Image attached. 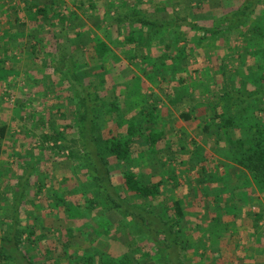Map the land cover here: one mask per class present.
<instances>
[{
	"label": "rangeland",
	"instance_id": "374dc122",
	"mask_svg": "<svg viewBox=\"0 0 264 264\" xmlns=\"http://www.w3.org/2000/svg\"><path fill=\"white\" fill-rule=\"evenodd\" d=\"M244 1L93 0L94 9L89 0H0V32L10 26L7 16L14 14V6L25 15L28 3L50 5L48 11L52 7V14L65 15L70 28L57 27L53 32L47 26L46 34H41L45 46L37 56L32 48L39 33L31 38L35 29L15 23L14 15L11 40L0 48V126L6 125L5 135L0 136V234L13 220H19L23 228L26 222L35 224L38 234L45 233V241L37 245L41 263L46 249L63 257V251L94 245L116 256L132 251L138 236L162 240L155 229L145 228L142 233L120 223L121 214L97 194L79 144L78 113L82 111L76 89L82 95L80 85L53 67L62 48L69 52L64 62L69 64L73 58L79 79L90 91L97 90L104 105L98 113L103 140L126 135L131 120L142 126V132L151 133V128L162 132L153 153L137 141L128 160L109 157L116 191L130 203L155 211L179 202L186 213L182 233L197 247L202 245L199 254H220L227 264H264L262 245L256 248L259 242L264 244V218L259 223L254 219L257 206L264 210V193L251 195L252 203H244L246 212L240 216L225 215L226 206L235 199L241 203L252 179L248 181L247 169L234 161L237 149L230 139H236L239 130H229L230 137L217 129L212 117L214 107L227 106L223 98L227 91L255 94L264 86V0L253 6V17L244 25L227 27L238 20ZM178 17L205 28H224L223 33L205 40L199 38L201 30L188 33L172 28L170 35L150 21L140 22L142 18L175 22ZM126 36L132 40H125ZM99 40L107 42L110 52L100 55L93 50ZM184 45L190 55L187 59L181 57ZM49 62L54 64L48 67ZM141 111L147 115L139 116ZM184 112L190 118L185 119ZM250 116L241 122L246 130L257 124L258 116ZM259 116L264 120V110ZM54 130L63 131L65 140ZM69 147L80 150L73 157ZM130 170L146 183L160 184L158 200L139 198L124 186V172ZM216 206L222 207L223 216L204 218ZM66 228L76 231L78 242L71 247L53 238ZM98 228L101 233H94ZM22 238H27L26 233ZM153 248L147 246L156 252ZM188 256L191 260L192 252ZM196 260L191 264H204L199 256Z\"/></svg>",
	"mask_w": 264,
	"mask_h": 264
},
{
	"label": "trees",
	"instance_id": "16d2710c",
	"mask_svg": "<svg viewBox=\"0 0 264 264\" xmlns=\"http://www.w3.org/2000/svg\"><path fill=\"white\" fill-rule=\"evenodd\" d=\"M89 1L91 3L93 2V0ZM245 1L246 3L244 4L243 10L239 15L238 20L233 23H228V28L244 25L253 15V6L261 0ZM49 6L50 5L47 4L39 5L36 3H28L26 7L28 12L25 13V15L22 13V10L18 8V6H14V14H8L7 16V21L9 22L8 25L10 26L7 30L0 32V48L9 43L11 40L10 38L12 37V31L15 30L13 28L14 25L12 24L13 17L15 15V23L18 25H25V23H28L30 29H35V32H31V38L36 37V32L39 33L37 34L38 40H36V44H33L32 49L35 55L40 56L42 53V46H45L44 42L46 41V38L42 37V35L46 34L47 26L54 32L56 31L57 27H63L67 25V19L65 15L52 14L53 8L51 7L52 12H49ZM89 6L96 9L95 3H92ZM53 17H55L54 21H51L53 20ZM25 18L28 20L25 21ZM118 18L119 21H122L121 17ZM221 20L224 23L226 22L224 19ZM141 21L144 23H148L145 21H150L149 23L152 22L153 26H160L161 29H163V32L167 31L170 33V35L174 34V31L171 32L172 28H178L180 31H183L184 29L185 31H188V33L201 30V35L199 38L205 40H207L211 35L217 37L223 33L224 29L216 27L205 28L199 26L195 22L187 20L186 18L180 17H178V20L175 22L174 20L168 19H164L163 22H161L143 18L140 20V22ZM127 23L129 24V22ZM67 28H69V26ZM43 29L45 31H43ZM77 33L79 34V32ZM54 35L56 36V33H54ZM125 40L131 41L132 39L126 36ZM188 41L189 38H186L185 43ZM167 46L171 47V42H168ZM186 47L187 45L183 46L185 52L182 56L180 55L185 59L190 56L188 55L189 51L187 52L188 48ZM93 50L97 54L105 55L110 52V47L104 40H99L93 44ZM8 51L9 50L4 49V52L7 53ZM58 53L60 54L58 63L53 65L54 63L49 62L48 67L53 65V67L56 68L54 71L62 75H67L68 73L70 78H73L80 85L79 89L82 91V95L79 93L80 91L76 89V94L77 97L79 96V105L82 111L80 112L81 115L78 113V134L80 137L79 144L82 149V156H85L83 165H85L87 171L90 173L96 183L97 189L99 191L97 194L100 196L101 200L103 199L107 204H110L115 211L121 214L122 220L120 223H125L126 226H130L133 231L139 230L142 233L144 232L145 228L147 230H150V228L155 229V231L161 235L162 240L156 241L150 237V235H147V237L138 236L135 240V245L132 246V251H127L116 256L109 253L108 250H102L99 246L94 245L83 248L81 246L79 247L80 250H73L72 253H66V251H63V254H66L65 256L63 255V257L55 256L52 254L51 250L46 249L45 254L43 255L45 262L41 263L40 252L37 250V245L45 241V233L41 232L38 234L35 224L30 225V223L26 222V227L23 228L21 227L19 220L12 219L14 222L13 225L8 228L9 224L6 223V228H4L3 233L0 234V264H64V259L67 260V264H145L147 262H151L152 260H155L160 264H191L192 259L194 263L197 262L196 257L198 256L201 258L200 262L204 260V264L206 262V264H227L220 254H213L214 256H206V254L201 253L199 254L198 250L202 245H198L197 247L195 242H190L187 240V237L183 235L181 221L184 219L186 213L179 202H174L172 207L167 209L164 208L162 212L155 211L154 207L152 209L150 207H146V205L137 206L130 203L127 198L123 197L120 192L116 191L112 182V168L109 157H114V160L118 162L128 160V158L133 155V146L137 143V141L141 142V144L145 146L146 152L152 151L153 153L155 152L154 146L161 140L162 132L158 131L161 134L157 133V130L153 128H151V133H149L147 129L142 132V126H138L133 120H131L128 122L126 135H112L111 137L103 140L100 132L103 129V124L98 120V113L101 109H103L104 105L100 102V97L97 94V90L90 91V89H88V87L79 79L77 75L76 64L74 63L72 57H70L69 64L68 62H64L66 60L65 57H68L69 52L67 53L66 50L61 48L58 50ZM165 55L167 56V53ZM68 75L67 77H69ZM262 83V85H264V76L262 77ZM223 98H225L227 106L218 105V107H214L212 117L216 121L215 124L217 129L221 128V130L226 132L225 134L228 133L230 137L231 135L229 134V130H239L236 132L237 138L230 139V145L237 149V153L234 155V161L247 169L249 173L248 175H250L248 181L252 179V185H249L248 188H246L245 196L242 199L240 198L242 204H238L237 200L235 199V201H233L230 206H226L225 215L232 214L234 217H236L246 212L244 203H252L249 201L251 195L252 198H255V195L257 194L256 191L264 193V120L261 116H259L264 110V106L261 104L262 101H264V86L262 90L255 94L245 93L241 90L227 91ZM244 104L246 105L243 106ZM102 105L103 107L101 108ZM194 108L193 110H195ZM113 111L114 110H110V112ZM250 113L251 116L256 114L255 118L258 116V119L255 120L257 124L249 126L248 130H246V128L242 126L243 124L241 122H243V119H246L247 115L249 117ZM144 114L146 113L141 111L139 116ZM183 117L188 119L190 118V114L184 112ZM236 119H239V122H237ZM207 129L208 126H206L205 131ZM5 131L6 125L0 126V136H4ZM54 133H57L58 138L65 140L63 131L60 132L54 130ZM49 138L51 139V135H49ZM79 150L80 148H77L76 150L75 148H71L70 154L74 157L76 153L78 154ZM1 155L2 151L0 148V163ZM124 186L134 195L138 196L139 198L149 200L150 202L158 200V197L161 195V186L158 182L146 183L142 179L141 175H139L134 170L124 172ZM239 197L240 196H237V198ZM247 198L248 200H246ZM89 202L94 203L96 200L89 199ZM20 203L21 200L19 201V204ZM80 205L81 204L78 203V206ZM257 207L259 208L254 213V219L256 223H259V221L264 218V210L261 208L263 206ZM70 209H75V207ZM70 209H68L69 212ZM213 210L214 211H212V213L215 212V214H207L204 216V218L212 219L215 217L218 218L217 220H219L220 216H223L220 211L222 210L221 206H216V208H213ZM15 212H19L18 207L16 208ZM71 213L72 212H70V214ZM200 222L201 220L199 218V224ZM25 233L27 238L23 239L22 235ZM94 233L100 234V228H98V230L95 229ZM32 235L35 236L33 240L29 237ZM75 235V229L73 230L72 228H66V231L63 233L61 232L60 236L55 235L53 238L55 241H59L61 243L64 241V245L71 247V245H75L78 242V240H76L77 237L75 239ZM26 242L28 244L27 246ZM260 245H262V252H264L263 241L259 242L256 248L260 247ZM147 246L151 248L154 247L156 252H152L151 250L147 249ZM101 247L105 249L104 246ZM203 247H205L204 244ZM191 252L192 258L190 260L188 255ZM186 257L188 258V261L185 260Z\"/></svg>",
	"mask_w": 264,
	"mask_h": 264
}]
</instances>
